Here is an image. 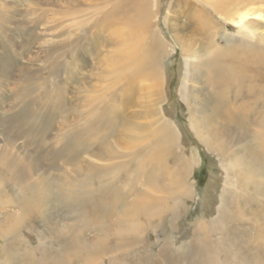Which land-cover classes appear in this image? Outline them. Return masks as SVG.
<instances>
[{"label": "rangeland", "instance_id": "374dc122", "mask_svg": "<svg viewBox=\"0 0 264 264\" xmlns=\"http://www.w3.org/2000/svg\"><path fill=\"white\" fill-rule=\"evenodd\" d=\"M156 1L149 0V22L145 23L143 31L159 32L160 40L168 46L156 66L146 65L148 75L141 78L145 70L127 69L126 63L119 69L113 66L111 59L121 49L108 42L115 23L121 20L117 28L124 34L130 33L132 25L136 24H127L125 19L115 20L111 11L120 0H0V223L9 225L8 220L15 216L10 223L17 229L19 240L34 248V264H38L42 253L65 252V239L70 236H78L77 240L83 239L93 245L100 234L95 228L97 220L105 221L109 214L106 210L99 219L90 218L89 223H81L61 207V193L75 200L80 195L90 196L93 189L102 192L112 187L116 201L121 204L117 213L111 215L117 219L123 215L121 210L126 201H134L146 190L144 177H158L164 192L160 189L161 192L156 193L152 188L150 191L154 198L162 199L166 210L176 207L175 200L168 195L172 186L176 190V178L174 175L172 178V174L187 162L192 171L190 178L183 180V186L192 195L177 196L181 202L175 210L179 213L176 220L170 222L171 213L165 211L151 218L152 228L144 234L145 217L137 216V222L134 221L137 233L128 232L134 225L128 224L125 230L116 227L122 230V235H117L115 230L111 232L113 235L108 236L111 240L100 253L102 259L98 260L115 264L198 262L195 253L201 252L199 242L205 231L195 235L194 229L200 221L215 214L214 206L223 195L221 170H230V166L216 151L209 152L191 129L202 117L196 112L197 105L200 104V108L208 106L210 95L202 85L203 76L192 72L193 67L189 77L186 75V60L192 57V50L202 54L200 50L212 40L222 45L219 37L233 33L235 28L216 18L217 14H210L222 29L214 27L196 35L195 15L202 9L207 10L201 3L195 0ZM251 3L247 1V9L254 7L253 10L261 13L262 25L257 27L258 32L264 33V0H255L254 6ZM73 10H78L79 14L69 16V11ZM146 37L141 40L143 52L144 48H152L151 39ZM174 38L183 41L189 56L181 52V42ZM201 61L198 59L195 63ZM156 73L159 79L158 75L154 78ZM184 87L187 101L181 93ZM161 110L170 121L177 123L185 136L177 138L180 147L170 151L168 164L154 165L159 173L164 170L162 177L158 172L149 176L146 161L151 147L160 142L162 125L170 127ZM114 121H118L117 124ZM234 169L232 167V172L239 175ZM259 177L264 180V172ZM213 183L217 184V190H208ZM207 197L211 201L205 205ZM31 205L30 212L28 208L24 212V207ZM245 210L251 216L250 208ZM257 225L258 229L262 228L261 221ZM116 236L117 241L114 240ZM206 236L215 247L218 239L209 227ZM9 238L7 234L5 238L0 236V254L6 248L14 251L6 242ZM157 238L160 240L156 241ZM238 242V248L248 258L241 264H264V251L258 243L252 247L253 259H249L248 243L251 241ZM76 247L70 250L74 255L72 259L74 264H81L80 249L77 251L79 247ZM19 251H25V246H20ZM2 258L0 264L14 262L11 256ZM220 263L240 264V261L229 262L222 253L214 260L199 259L198 262Z\"/></svg>", "mask_w": 264, "mask_h": 264}, {"label": "bare ground", "instance_id": "6f19581e", "mask_svg": "<svg viewBox=\"0 0 264 264\" xmlns=\"http://www.w3.org/2000/svg\"><path fill=\"white\" fill-rule=\"evenodd\" d=\"M195 1L201 3L204 8L207 9H202L199 12L196 11L198 13L195 15V19H197L196 23L194 22V30L197 32L196 35L204 33L205 31H210L214 27L222 29L223 26L221 27L217 24L210 14L213 16H216L217 14L216 18L220 19L228 26L235 28L233 33H228L223 37H219V40L223 42L222 45L218 43L219 41L216 42L212 40L207 44L205 49L200 50L202 54L196 51L193 52L194 50H192V57L187 55L188 52L183 41H180L179 38H174L178 43L181 42L179 43L181 52L184 55L189 56L186 60V75L189 77L191 73L190 68L193 67L192 72L195 71L203 76L204 80L202 85L210 95L207 98L208 101L206 100L208 103V106H206L207 109H205L206 107L200 108V104L197 105L196 112L202 117L198 122L196 121V123L192 124L193 126L191 125V129H193L195 137H198L199 141L207 148V150H209V152L216 151L218 155L222 156L225 162L227 161L229 163L230 166V170H221V177L224 179V182L222 183L223 195L219 194L218 204L215 206L213 205L216 210L215 214L209 216L208 219L200 221L199 224L197 222L198 225L194 229L195 235L205 231L203 234L205 237L202 235L203 239L199 242L201 252L195 253V260L196 262H199V259H201V261H206V259L208 261L214 260L218 254L223 253V255L227 257V261L231 262L237 260L240 261L241 264V261L247 260L248 258H245L243 252L238 248V241H251L248 243V248L251 251V258L249 259H253L252 251L254 249L252 247H254L256 243H258L264 251V180L262 177H259L262 176V173L264 172V33H260V31L258 32L259 28L257 27L262 25L261 19H263V17L261 13L253 10L254 7L253 9H247L249 7L247 1H252L251 5H253L255 0H244L242 3L236 2L237 0H230L227 1V3L222 0ZM157 2L158 0L156 3ZM148 4L149 0H120V2L112 9L111 14L116 18L115 20L125 19L127 24L136 23L133 24L132 27L130 26L131 32L128 34L122 33L117 28L121 20L114 25V32L108 39V42L117 49L121 48L116 55L114 54L111 56V59H113L114 62L113 66L116 68L118 67L121 69L122 63H126L127 69H135V67H138V71L141 69L145 70L146 65L151 63V66H154L153 64L156 66L157 62L161 61V58L164 57V49L167 43H165L164 40H160L159 32H154L152 34L150 31L151 34H148L143 31V26H146L145 23L148 24L149 22L147 17L150 12L147 8ZM77 11L78 10L69 11L70 15H68H75L78 13ZM132 13H136L137 15L132 16ZM144 36H149L152 48H144L143 52L141 48V40ZM176 36L178 37V35ZM134 37L137 38L134 39ZM198 59L202 61L196 64ZM146 74L148 75L147 70H145L144 75H141V78L146 77ZM157 75L158 74L156 73L154 78L157 77ZM159 78L158 75L157 79ZM197 87L199 88L200 86ZM181 93L183 94V99L186 98L187 101L188 95L185 87ZM113 95H115V93H113ZM194 103L197 104L198 102L194 100ZM113 105L114 103L112 106ZM162 114L165 120H169L170 127H167L166 124L162 125L161 132L163 133V136L159 143H156L155 146L153 145V148L151 147V153L148 155L146 161V172L149 176L150 174L153 175L158 172L154 167L155 164H162V166L168 164L167 161L171 156L170 151L180 147L179 143L177 145L178 139H184L185 136L183 131L176 125L177 123L170 121L169 117H167L163 111ZM117 122L115 124H117ZM118 129L121 130V128ZM201 132H204L206 136ZM128 136L126 135V137ZM162 166L159 168H162ZM190 167L192 166L187 162L184 167L177 168L172 174V178L173 175L176 178V183L174 182L176 190L172 186L173 189L168 192V195L175 200L176 207H171L166 210L162 206V199H159L160 197L154 198L153 192L150 191L152 188L156 193H160V189L164 192L163 188L159 185L158 177H144L143 181L146 185V190L140 192L139 198L134 201H126L127 203L125 202L126 204H124V207L121 210L123 215H119L120 217L117 219L114 216L111 218V215L117 213L116 210L119 209L121 204L116 201L117 199H115L116 197L113 195L114 190L111 189V186V188H105L106 190H103L102 192L93 189L90 196L86 197L80 195L75 200H72L70 195L68 196V194H64V192L61 193V207H65L67 212L79 219L81 223L86 224L90 218L97 220L96 218L102 214L105 215L106 210L109 214L104 218L106 219L105 221L97 220L96 224L93 222L96 231L98 230L100 233L93 245L87 243L88 241L83 239H80L79 241L78 238L77 240L78 236L65 237V252L56 251L55 253L49 254L42 253L39 256V259H37L38 264H74L76 262H73L72 257H74V255L70 250H74L73 247L75 246L79 247H76L77 251L80 249L78 254H81L79 255L81 256V264H115L112 263V261L99 262L98 260L102 259L100 253H102L104 246L111 240L108 237L109 235H113L111 232L115 230L117 231V235H122V230H116L115 228L123 227L122 229L125 230L128 224L129 226L134 225V221L137 222V216L140 215L145 217V223L142 224L146 229L144 230V234L149 228H152L151 218L163 214L165 211L171 213L170 222L175 221L177 214H179L178 212L176 214L175 210L178 209V204L181 202L177 200V196L180 195V197H182L192 195V192H187L184 188L185 186H183V180H186L191 173L190 171H192V168ZM232 167H235L234 171L237 170L239 175L232 172ZM163 171L164 170H162V172ZM162 172H158L160 177H162ZM185 184H187V182ZM187 186L188 185H186V187ZM210 188L211 191L217 190V184L213 183V185L208 187V190ZM240 190L246 194H242ZM124 196L126 197V195ZM127 196H130V194ZM207 199L208 200H204L205 205H208V201H211L208 197ZM26 204V206H29L28 203ZM26 206L24 207V212L27 208L28 212H30L29 209H32V205L30 207ZM209 207L210 206H208V208ZM236 207L239 209L235 210ZM246 207L250 208L251 216L247 214V209L245 210ZM13 219H16L14 215L8 220L9 225L0 223V236L2 238H5L6 234L10 236L9 240L6 242L9 243V247L14 248L13 252H11L12 249L10 248L2 249L3 254H0V259H3L2 257L7 255L14 259L13 264H34L36 260L34 258V248H32V245L28 242L26 245V241L19 240L17 229L13 226L14 224L10 223ZM112 219L115 221L113 222ZM206 221H209V223L206 224ZM260 221L262 222V228L259 227L258 229L257 224H259ZM208 227L210 232L217 236L218 241L215 247L210 245L208 237L206 236ZM234 227H239L240 229L237 230L235 228L234 230ZM137 231L138 229L135 228V225L128 230L129 233L133 234L137 233ZM135 237L139 238L137 236ZM118 239L117 236L114 238L116 241ZM158 240L160 239L157 238L156 241ZM161 243L162 240L160 244ZM22 245L25 246V251L23 252L19 251L20 246ZM237 249L241 252L239 253ZM6 252H10L11 254L8 253V255ZM165 252L163 251V253ZM166 255L167 254L164 256ZM79 256L77 255L78 258Z\"/></svg>", "mask_w": 264, "mask_h": 264}]
</instances>
